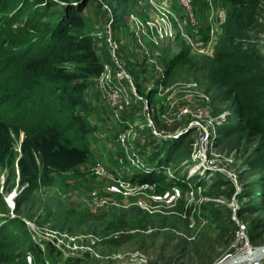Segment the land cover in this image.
<instances>
[{
    "label": "rangeland",
    "instance_id": "374dc122",
    "mask_svg": "<svg viewBox=\"0 0 264 264\" xmlns=\"http://www.w3.org/2000/svg\"><path fill=\"white\" fill-rule=\"evenodd\" d=\"M159 1L174 4V9L182 13L175 0ZM85 3L74 0V8L85 7L81 13L83 22L68 35L71 39L98 40L88 68L95 70L93 66L97 65L99 70H104L109 60L108 55L101 54L107 41L111 40L116 51L123 52L126 48V55L145 66L136 68L144 81L136 94L129 90L131 106L119 113V117L100 103L93 79L101 74L84 81L89 84L82 91L87 107L77 105L76 94L66 107L70 109L73 105L71 112L74 110L85 123L84 138L91 150L90 161L71 173L56 176L48 187L35 188L26 194L22 206L17 205L18 196L24 190L17 164L13 165L14 171L0 169V193L3 194L0 226L11 227L18 236L2 246L6 256L0 257V264H28V256L32 257L33 264H129L130 260H139L141 256L148 264H216L228 251L241 248L239 227H244L249 236L244 240L249 241L252 248L244 244L250 252L247 254L243 247L232 256V261L254 254L264 246V211H260L264 188L262 184L245 187L244 181L252 182L254 176L264 175V169L258 175L259 161L264 155V136L244 139L245 134H238L221 140L218 128L224 124L236 125V115L232 116L236 120L231 121L233 97L222 102L215 90L206 92L201 82L189 75L180 77L168 88L163 84L165 89L159 90L151 102L146 94L156 88L160 69L166 71L169 65L165 59L168 49L174 52L179 49L175 44H149V56H143L130 16L155 19L158 12L152 9L148 0H141L130 8V16L119 17L122 27L110 37L109 26L113 28L116 23L115 4L110 0ZM195 3L198 7L197 0ZM213 6L219 11L220 24L218 28L214 26L217 35H214L209 56L215 55L217 43L224 35L222 26L230 9L227 0H215ZM200 8L205 16L204 1L199 0ZM202 12L199 11V15L203 18V26L207 27H204L200 43L207 44V40L211 41L206 39L210 34L211 15L206 19ZM261 19H264V13ZM259 36L246 42L259 43L264 50V41H261L264 33ZM103 41L105 46H101ZM192 54L208 56L193 49ZM69 68L80 66L75 64ZM140 90H146V93ZM139 98L141 101L137 103ZM183 104L193 112L201 111L202 117L197 119L187 115L180 118L177 109ZM220 115H224V119L218 125L215 118ZM155 131L160 132V136ZM150 133L155 136L154 140L169 143L178 142L181 137L171 141L162 140V137L188 135L180 148L186 156L180 163L165 165L163 170L151 166L153 143ZM15 138V152L20 154L23 135ZM218 140H221L220 144L214 146V141ZM167 152L165 149L161 156ZM98 166L106 173L96 174L94 169ZM154 170H162L167 186L159 185L158 181L137 179L140 173ZM216 181L225 183L214 186ZM146 183L156 185L147 186ZM174 189L179 190L173 193L175 199H159ZM14 194L16 197L12 199ZM16 219L24 226L11 223ZM49 250L56 255L51 257Z\"/></svg>",
    "mask_w": 264,
    "mask_h": 264
},
{
    "label": "trees",
    "instance_id": "16d2710c",
    "mask_svg": "<svg viewBox=\"0 0 264 264\" xmlns=\"http://www.w3.org/2000/svg\"><path fill=\"white\" fill-rule=\"evenodd\" d=\"M140 1L110 0L111 4H115L114 33L122 27L119 17L128 16L130 8ZM73 2L0 0V169L14 171L13 165L18 166L20 182L24 186L18 196V207L26 201V194L35 188L52 185L56 176L87 165L91 158L90 147L84 138L85 123L75 115L74 110L71 112L73 105L70 109L66 105L71 104V97L76 94L77 105L87 107L82 91L89 84L84 81L93 75L99 76L102 69L99 70L95 64V70L88 68L98 40L69 38V32L82 25L81 13L85 9L74 8ZM228 3L230 9L222 26L224 35L217 43L215 55L196 56L192 54V48L178 37L175 46L179 51L168 49L165 59L169 65L163 76L159 75L156 88H151L152 91L146 96L152 102L158 96L160 86L164 84L168 88L180 77L189 75L199 80L206 92L215 90L222 102L233 97L231 121L236 120L232 117L236 115V125L220 126L218 134L222 135L221 140L238 134H245L244 139L264 136V50L259 43L246 42L248 39H258L264 33V19L260 21L264 13V0H227ZM204 27L207 25H202V34ZM103 43L101 46H105ZM103 51L101 55H108V64L115 66L106 46ZM118 53L139 90L144 78L136 72V68L145 66L136 58L131 59L126 55V48ZM75 64L80 68H69ZM140 91L146 93V90ZM98 95L100 103L104 105L99 91ZM90 110L93 111V106H90ZM161 130L165 128L161 126ZM21 135L20 154H17L15 137ZM188 137L185 135L180 141L169 143L154 140L155 136L150 133L153 143L150 165L163 170L165 165H172V162L180 163L186 156L180 148ZM221 140L214 141V146L220 144ZM165 149L168 152L162 157ZM176 156L179 157L177 160ZM258 167L259 175L263 173L264 155ZM162 170L142 172L138 176L140 179H137L164 184ZM257 177L254 176L252 182L244 181L245 187L262 184L264 188V175ZM224 183L216 181L214 186ZM228 185L232 183L228 182ZM0 201H3L2 193ZM261 210L264 211V201ZM11 223L24 226L19 219ZM15 235L11 227L0 226V257L6 256L2 246L8 240L18 238ZM250 238L256 242L255 237ZM32 246H35L33 242ZM48 253L51 257L56 255L52 250Z\"/></svg>",
    "mask_w": 264,
    "mask_h": 264
},
{
    "label": "built area",
    "instance_id": "2783aa9c",
    "mask_svg": "<svg viewBox=\"0 0 264 264\" xmlns=\"http://www.w3.org/2000/svg\"><path fill=\"white\" fill-rule=\"evenodd\" d=\"M148 1L152 9L158 12V16L155 19H141L140 17L134 14L130 16L132 30L133 33H135V38L139 40V49L141 50L143 56H149V44L161 46L162 44L166 43L172 45L176 43L178 37L182 38L194 51L200 54L203 53L208 56L211 55L210 46L215 42L213 41L214 35H217L216 28L214 26L218 28L220 24V22L218 21L219 11L216 7L213 6L215 0H206L209 4L212 5L210 7L211 17L209 18L210 34H208L206 38L211 39V41L207 40V44L200 43V41L202 40L201 38H203V24L197 12L195 0H175L177 5L181 9V14H179L174 9V4L163 3V1L159 0ZM112 33L113 28L110 25V37L112 36ZM141 40L150 41L142 42ZM106 47L112 55V59L115 63V66L107 64L104 67V70L102 71L101 75L98 78L93 79V81L96 85V90H98L101 95L102 103L104 104V106H106L110 110V112L116 113L117 117H119V113L126 111L131 106L132 99L129 95V90L136 94L135 92L136 90H138L137 83L126 70L123 61L119 57L118 51L113 48L111 40L107 41ZM163 74L164 70L160 69L159 75L163 76ZM163 89V86L159 87V90ZM140 101L141 98H139L137 103ZM177 114L180 118L187 115H192L197 119L202 117L201 111L197 110L193 112V110L186 104L180 105L178 107ZM223 119L224 115H220L215 118V122H218V125H220L222 124ZM187 131L189 130L186 129V132ZM156 132L158 131H155V134ZM178 136L182 137V134ZM180 137H177L175 140ZM131 162L134 163L133 161ZM94 171L96 174L99 175H103L106 173V170L100 166L96 167ZM133 181L134 180H131L130 182ZM146 185L154 186L156 184L146 183ZM114 189L117 190L118 187L114 186ZM178 191V189H174L173 191H167V193L164 196H160L159 199L164 198L169 199V201H172L173 199H175V194L173 193H176ZM239 231H244V227H239ZM239 249H242V244L241 248ZM27 260L28 264H33L31 256H28ZM134 262H137V264H148V262L142 256L139 260H130L129 264H133Z\"/></svg>",
    "mask_w": 264,
    "mask_h": 264
},
{
    "label": "water",
    "instance_id": "95a60500",
    "mask_svg": "<svg viewBox=\"0 0 264 264\" xmlns=\"http://www.w3.org/2000/svg\"><path fill=\"white\" fill-rule=\"evenodd\" d=\"M158 133V134H157ZM156 135L160 136V133L159 132H156ZM177 137H180V136H171V137H166L167 139H165V137H162L163 140H167V141H171L172 139H176ZM244 247V244L242 246V248ZM240 249L238 250H230L228 251L227 253H225L224 255V258L221 259L219 262H217L216 264H232L230 260L231 257L233 255H235V253H237ZM260 251V253L257 255V253H255L254 255L252 256H248L246 257V259L244 258L243 260V264H263L264 263V246L257 249ZM230 261V262H229ZM234 264H238V262H234Z\"/></svg>",
    "mask_w": 264,
    "mask_h": 264
},
{
    "label": "bare ground",
    "instance_id": "6f19581e",
    "mask_svg": "<svg viewBox=\"0 0 264 264\" xmlns=\"http://www.w3.org/2000/svg\"><path fill=\"white\" fill-rule=\"evenodd\" d=\"M16 196H15V194L12 196V199H14ZM239 237H240V242H241V244H246V245H248L249 246V248H252L249 244H248V242L249 241H245L244 239H246L247 238V236H246V233L245 232H240L239 233ZM248 247H244V249L243 250H245V252H247V254L250 252V249H249ZM258 252V253H257ZM255 253H257V255L260 253V251L259 250H257ZM254 253V254H255ZM254 254H251V255H248V256H252V255H254ZM248 256H245V257H242V258H240L239 260H237V261H231V263L232 264H234V262H238V264H243L244 262H243V260H244V258L246 259V257H248ZM233 258L231 257V259L230 260H232Z\"/></svg>",
    "mask_w": 264,
    "mask_h": 264
},
{
    "label": "crops",
    "instance_id": "0c3cea01",
    "mask_svg": "<svg viewBox=\"0 0 264 264\" xmlns=\"http://www.w3.org/2000/svg\"><path fill=\"white\" fill-rule=\"evenodd\" d=\"M200 1H204V4H205V12H206V14H205V16H204V13L201 11V8L199 9V0H197V2H198V13H199V11L200 12H202L201 14H202V16H204V17H206V19L208 18V15L210 14V12L209 13H207L208 11H210L211 10V8L209 7V5L205 2V0H200ZM199 17H200V15H199ZM200 18H202V17H200ZM203 19V18H202ZM203 21V20H202ZM206 22H207V20H206Z\"/></svg>",
    "mask_w": 264,
    "mask_h": 264
}]
</instances>
